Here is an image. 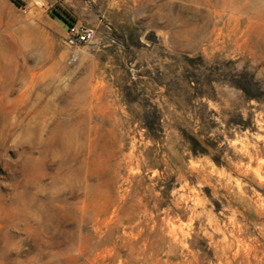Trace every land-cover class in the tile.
<instances>
[{
	"label": "rangeland",
	"instance_id": "rangeland-1",
	"mask_svg": "<svg viewBox=\"0 0 264 264\" xmlns=\"http://www.w3.org/2000/svg\"><path fill=\"white\" fill-rule=\"evenodd\" d=\"M61 4L0 0V264H264V0Z\"/></svg>",
	"mask_w": 264,
	"mask_h": 264
},
{
	"label": "built area",
	"instance_id": "built-area-1",
	"mask_svg": "<svg viewBox=\"0 0 264 264\" xmlns=\"http://www.w3.org/2000/svg\"><path fill=\"white\" fill-rule=\"evenodd\" d=\"M96 37L94 28L83 23H74L67 29V43L71 47H79L93 44ZM76 56L73 55L71 62H75Z\"/></svg>",
	"mask_w": 264,
	"mask_h": 264
},
{
	"label": "trees",
	"instance_id": "trees-1",
	"mask_svg": "<svg viewBox=\"0 0 264 264\" xmlns=\"http://www.w3.org/2000/svg\"><path fill=\"white\" fill-rule=\"evenodd\" d=\"M53 17L59 18L62 22L66 23L69 26L77 23V20L71 15L69 11L62 10V12H57L56 10L51 11Z\"/></svg>",
	"mask_w": 264,
	"mask_h": 264
},
{
	"label": "crops",
	"instance_id": "crops-1",
	"mask_svg": "<svg viewBox=\"0 0 264 264\" xmlns=\"http://www.w3.org/2000/svg\"><path fill=\"white\" fill-rule=\"evenodd\" d=\"M60 1H62L61 5H64V6L66 5L68 7L78 2V0H60ZM112 2L114 3V0H112Z\"/></svg>",
	"mask_w": 264,
	"mask_h": 264
}]
</instances>
